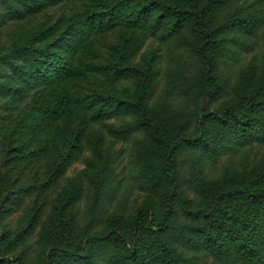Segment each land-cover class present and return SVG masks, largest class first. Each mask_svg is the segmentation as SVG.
<instances>
[{
  "label": "rangeland",
  "instance_id": "374dc122",
  "mask_svg": "<svg viewBox=\"0 0 264 264\" xmlns=\"http://www.w3.org/2000/svg\"><path fill=\"white\" fill-rule=\"evenodd\" d=\"M186 1L38 0L30 9V0H0V264H124L120 261L125 258L123 242L117 237L132 238V222L139 208L145 205L161 218L159 187L143 170L147 155L143 144L150 140L146 131L138 129V119L131 111L155 50L162 58L147 98L152 113H166V107L171 113H189L194 101H198L197 115L202 107L236 106L244 94L246 74L252 75V92L264 93V0H239L238 5L249 6L247 11L262 21L254 36L244 38L249 42L245 48L231 44L216 61L213 72L219 76V90L214 96L194 99L182 89L169 93L167 68L192 79L199 74V62L177 41L162 44L150 24L167 6L183 7ZM196 2L202 8L203 1ZM236 4L235 0L233 6ZM149 8L152 20L141 31L135 26L142 21L137 14L146 15ZM79 14L95 17V29L89 32V26L80 24L72 33L65 31L67 38L77 37L75 41L81 42L76 45L78 50L71 51L70 45L65 52L55 48L52 56L38 57L42 62L50 60V65L38 67L35 53L51 40L37 37L40 30L58 20L65 30L68 20ZM199 27V21L190 24L188 38L194 40ZM237 35L240 33H229L230 37ZM59 36L62 31L55 37ZM62 41L69 43L65 36ZM27 42L26 51L22 46ZM125 52L128 65L121 78L116 64ZM73 60L70 77L54 76L52 70L60 69L61 62ZM178 61L184 68L182 73ZM10 79L18 82L14 93L7 84ZM60 106L65 110L53 115ZM115 108L120 110L113 115ZM187 123L189 130H194L196 117L185 119ZM128 128L132 131L125 140L121 134ZM175 165L182 200L170 225L174 230L171 227L162 236L145 233L140 241L149 248L152 264H222L214 261L201 241L189 246L178 234L190 233V227L202 223L201 219L193 220L190 212L203 213L216 204V198L200 196L190 183L193 179L221 181L234 165L236 176L246 170L245 178L264 188V146L253 142L224 150L214 158L186 148L178 154ZM111 168L109 175L106 171ZM240 203L242 211L257 210ZM109 222L116 223L118 236L110 237ZM97 236L109 240H94L91 255L80 256L85 241ZM157 238L163 245L154 246Z\"/></svg>",
  "mask_w": 264,
  "mask_h": 264
},
{
  "label": "trees",
  "instance_id": "16d2710c",
  "mask_svg": "<svg viewBox=\"0 0 264 264\" xmlns=\"http://www.w3.org/2000/svg\"><path fill=\"white\" fill-rule=\"evenodd\" d=\"M196 1L187 0L183 7L167 6L164 12L155 17V23L150 24V29L153 33L158 32V39L162 44L177 41L182 47L191 50L199 62V74L192 79L183 78L175 74L172 68H167L169 93L172 94L182 89L184 95L190 92L194 99L202 97L207 99L214 96L219 90V76L215 71L213 72L216 61L225 55L231 44L237 48L238 46L242 49L245 48L249 42L244 38L254 36L258 32L262 20L254 13L247 11L250 9L249 6L246 8L245 5H238L239 0H236L237 4L234 6L235 0H201L203 1L202 8ZM30 2L32 4L30 9L38 5V0H30ZM231 5L234 10L228 13ZM149 9L146 15L137 14L142 21H137L135 26L141 31H145L148 23L152 20V8ZM223 15L225 16L222 18ZM197 21H199L200 27L193 40L188 38L190 36L189 26ZM68 22L70 24L65 30L62 28L64 26L62 21L58 20L51 27L42 29L38 33L37 37L51 39L45 45L46 47L39 52H34L37 56H35V62L38 67L47 68L50 65V60L42 62L38 57L52 56V50L55 48L60 47L65 52L66 46L70 45L71 51H77L76 45L81 42L75 41L77 37L67 38V33H72L75 27L80 24L89 26V32H91L95 29L96 19L79 14L70 18ZM87 22L89 23L86 24ZM102 24L103 22L98 26L102 27ZM60 31H62V36L55 37ZM231 31L239 32L240 35L230 37ZM64 36L69 42L68 44H64L62 41ZM22 47L27 51L29 49L28 42ZM45 50L47 51L45 52ZM38 54L40 55L38 56ZM127 57L125 52L116 64V67L119 68V64L123 68H119L118 71V68L116 69V73L121 78L125 76L122 73L128 65ZM161 58L158 50L150 55L149 74L144 79L140 94L137 90L139 87L136 89L138 100L131 105V111H133V116L138 119V129L146 131L150 140L148 144H143L147 153L143 170L148 178L156 182L159 187L163 212L161 218H156L153 210L145 205L141 206L136 219L132 222V238L124 240L123 236L117 237L123 242L122 254L125 258L120 261L124 264H127L128 261L130 264H152L149 248H145L140 237L145 233L161 234L162 236L171 227L174 230L175 226L170 225L174 221L176 205L182 200L179 191L180 176L175 164L178 154L183 149H197L206 153L208 157L214 158L220 156L224 150L249 146L253 142L264 146V93L252 92V75L246 74L244 92H242L244 94L236 106L227 104L216 110L202 107L200 114L197 115L198 101H194L195 106L189 113H171L169 107H166V113L150 112L147 98L153 89L152 81L157 76L158 69L156 67ZM177 64H179L182 73L184 71L182 64L179 61ZM60 65H62L60 69L52 70L54 76L60 79L70 77L73 73L74 60L68 64L61 62ZM130 74L133 75L132 70ZM33 76L35 77V75ZM7 84L12 86L11 93H14L18 82L10 79ZM21 93L17 91V94ZM64 110L65 106H60L53 112V115H58ZM118 110L120 109L115 108L112 114H117ZM191 117H196L197 120V125L192 131L189 130L191 122L184 124V120ZM131 131L128 128L124 134H121V137L126 140ZM112 164L113 162H111ZM234 168L235 166L231 165L221 181L213 182L206 179L191 181V187L195 192L205 198H216V204L203 213L192 214L190 212V217L193 220L201 219L202 223L200 226L190 227V233L178 232V234L189 246H194L196 241H201L202 247L210 253L214 261H222V264H264V188L246 179V170L242 173L237 172L238 176H236ZM107 171L106 173L109 175L113 173L112 168L109 172ZM109 175L104 178V186ZM240 178H244V181ZM243 201L248 206H255L257 210L242 211L240 202ZM182 205L188 206V203L183 202ZM116 228L115 222L107 224V229L113 233L110 234V237L119 235ZM140 229L142 231L139 234ZM94 240L100 242L109 239L105 236L88 238L83 247L84 253L80 256L91 255L93 247H95V244L92 243ZM158 245H163L160 238L154 242L155 247ZM68 254L76 256L71 252ZM157 259L159 260V257ZM182 264L184 263L182 262Z\"/></svg>",
  "mask_w": 264,
  "mask_h": 264
}]
</instances>
